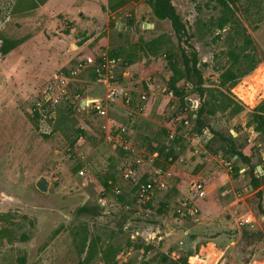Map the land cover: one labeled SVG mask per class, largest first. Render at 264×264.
<instances>
[{"label":"rangeland","instance_id":"1","mask_svg":"<svg viewBox=\"0 0 264 264\" xmlns=\"http://www.w3.org/2000/svg\"><path fill=\"white\" fill-rule=\"evenodd\" d=\"M33 1L0 0V34L22 39L0 53V229L9 230L0 238V264H21L20 257L23 264H161L163 255L186 253L189 264H264V182L253 188L247 175L231 178L235 159L221 153L217 136L207 140L193 128L191 109L167 90L165 53L177 42L169 22L156 20L147 0H36L31 7ZM172 3L193 35L205 83L216 85L233 29L209 28L220 14L213 0ZM232 8L236 29L246 30L264 60V0H238ZM129 20L135 25L127 30ZM109 52L117 58L112 72L93 78V68L86 69L69 83L67 96L48 100L47 116L42 106L55 75L83 53L98 60ZM177 85L187 101L198 100L197 109L191 84ZM230 94L245 109L206 121L231 135L256 165L254 173L264 175V140L246 125L264 97V63ZM97 97L106 115L76 108ZM108 122L127 127L133 151L106 138ZM76 129L85 134L71 146ZM153 151L167 188L149 206L138 205L124 172L129 161ZM40 177L48 182L45 191L36 186ZM193 181L203 182V197L188 190ZM248 215L253 225L243 222ZM89 245L94 251L87 253ZM109 245L118 250L105 262L101 251Z\"/></svg>","mask_w":264,"mask_h":264},{"label":"trees","instance_id":"2","mask_svg":"<svg viewBox=\"0 0 264 264\" xmlns=\"http://www.w3.org/2000/svg\"><path fill=\"white\" fill-rule=\"evenodd\" d=\"M39 1L43 2L44 0ZM213 1L219 6L220 14L218 17H212L209 28L212 29L215 27L218 30H223L227 27L233 29V35L229 38L228 48L223 52L228 57V64L222 68L216 85L213 83H205L207 79L203 76L200 68L197 50L190 41L193 35L188 31L187 25L182 21L172 0H147V4L151 8L156 20L169 22L170 28L177 40L176 46L168 47L165 53L167 65L171 72L167 82V90L173 92L179 98L182 105L187 106V100L183 95L185 89L180 88L177 83L180 80H184L186 84H191L193 87L191 92H195L199 98V107L194 111L195 116L191 117L192 113L188 116L189 118L191 117V125L198 133H201L203 129H208V132L212 135L208 137L207 140L213 139L212 136H217L220 140L219 150L221 153L228 156V158L235 159L231 171L232 173L230 174L231 178L247 175L251 186L253 188H258L264 182V175H257L254 173L256 165H253L250 157L241 152L240 148H238V145L235 143V139L231 135H224L220 131L213 129L211 124L206 121V116H212L217 112H221L226 113L229 117H233L242 112L245 109V105L233 99L230 94V88L237 84L244 76L248 75L259 62L264 63V60L257 56L255 48L251 46V39L245 32L246 30L243 27L241 31L236 29L235 24L238 21L235 19L236 16L232 6H234L238 0ZM125 2L126 0H120L118 5L124 4ZM37 3L38 2L34 0L30 3L31 7H35ZM134 25V21L129 20L125 24V27H134ZM238 39L242 40L241 43L236 42ZM21 42L22 39L7 38L0 34V53H8ZM108 54L116 57L114 52H109ZM93 78H99L95 72H93ZM48 103H50V101L43 103L42 110L51 118L53 107L49 106ZM76 108L80 109L78 103L76 104ZM35 115H38V112H36ZM246 125L252 127V129L264 140V97L249 111ZM76 131L79 134L70 140L71 146L75 144L79 136L85 134V131L82 129H76ZM204 136L206 137V135ZM240 163L242 165H240ZM241 167H244L242 172H240ZM262 168L264 169L263 166ZM145 178L146 177L143 179ZM105 186L106 189L110 188L107 183H105ZM146 205L149 206V203ZM262 212L264 213V209H262ZM8 233V229H0V238L3 235L6 236ZM246 234V230H242V235L246 236ZM90 245L87 253L94 251L93 246ZM117 250V248L110 245L107 246L101 251L103 260L109 262L110 258L115 257ZM189 254H181L176 258L163 255L160 262L161 264H189ZM19 260L21 264L25 261L22 257H20Z\"/></svg>","mask_w":264,"mask_h":264},{"label":"built area","instance_id":"3","mask_svg":"<svg viewBox=\"0 0 264 264\" xmlns=\"http://www.w3.org/2000/svg\"><path fill=\"white\" fill-rule=\"evenodd\" d=\"M116 64L117 58L110 56L109 54L102 55L98 60H96L95 56L91 53H83L79 55L76 62L72 66L60 70L55 75V81L49 88L50 93L45 97V101H51L52 98L54 102H57L59 97L67 96L69 92V83L86 69L93 68L98 77H104L112 72V69L116 66ZM144 97L145 96L142 95V98ZM187 104L193 112L191 117H194V111L198 106V100L189 99ZM87 107L96 110L101 115H106V109L101 97L91 99L87 104ZM184 123L188 126L189 119L187 117L185 118ZM102 127L104 128L106 138L108 140L118 143L127 151H133V146L127 139L128 132L125 125L112 124L111 122H108L104 123ZM203 132L207 137H210L208 131L203 130ZM157 156L158 153L153 151L152 153L136 157L135 159L129 161L126 166L124 177L131 181L132 188L134 189L133 199L138 205L149 203L157 190H164L167 188L166 173L162 167L155 164ZM169 160H171V157H169ZM144 163L146 164V167H143ZM80 173H83V171L80 170ZM144 176L146 177L145 179H143ZM204 191L205 186L203 182L193 181L192 186L190 187V192H193L199 197H203ZM102 203H104V201H102ZM189 212L194 213L192 210ZM243 222L253 225L255 218L248 215L244 217Z\"/></svg>","mask_w":264,"mask_h":264},{"label":"water","instance_id":"4","mask_svg":"<svg viewBox=\"0 0 264 264\" xmlns=\"http://www.w3.org/2000/svg\"><path fill=\"white\" fill-rule=\"evenodd\" d=\"M130 29V27L128 26L127 27V30H129ZM87 102H88V100L87 99H82L80 102H79V107L80 108H84L86 105H87ZM258 167H260V166H258ZM36 186H37V188L39 189V190H41V191H45L46 189H47V187H48V182H47V180L44 178V177H40L38 180H37V182H36Z\"/></svg>","mask_w":264,"mask_h":264},{"label":"crops","instance_id":"5","mask_svg":"<svg viewBox=\"0 0 264 264\" xmlns=\"http://www.w3.org/2000/svg\"><path fill=\"white\" fill-rule=\"evenodd\" d=\"M80 102V101H79ZM79 102H78V104H79ZM157 159V158H156ZM197 161H193V164L194 163H196ZM192 168V165H187V169L188 170H185V169H183L185 172H182L183 174H187V173H190L189 171H190V169ZM188 175V174H187ZM177 187H179V189H180V186H178L177 185ZM188 190L190 191V187L188 188Z\"/></svg>","mask_w":264,"mask_h":264}]
</instances>
